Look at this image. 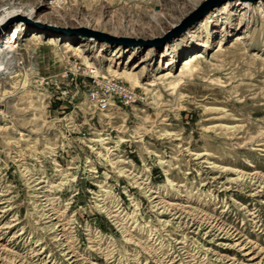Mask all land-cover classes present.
<instances>
[{"label": "rangeland", "instance_id": "rangeland-1", "mask_svg": "<svg viewBox=\"0 0 264 264\" xmlns=\"http://www.w3.org/2000/svg\"><path fill=\"white\" fill-rule=\"evenodd\" d=\"M208 1L0 0V264H264V0Z\"/></svg>", "mask_w": 264, "mask_h": 264}, {"label": "built area", "instance_id": "built-area-1", "mask_svg": "<svg viewBox=\"0 0 264 264\" xmlns=\"http://www.w3.org/2000/svg\"><path fill=\"white\" fill-rule=\"evenodd\" d=\"M92 74L95 75L96 72L92 71ZM95 79V87L90 94V100L100 111H107L115 107L114 104L117 99L127 104L141 99L136 89L129 88L128 85L117 79L108 77Z\"/></svg>", "mask_w": 264, "mask_h": 264}, {"label": "bare ground", "instance_id": "bare-ground-1", "mask_svg": "<svg viewBox=\"0 0 264 264\" xmlns=\"http://www.w3.org/2000/svg\"><path fill=\"white\" fill-rule=\"evenodd\" d=\"M231 3V2H230ZM244 3V5H246V6H250V3L247 1V2H243ZM4 27V26H3ZM17 33V32H16ZM18 34V33H17ZM6 45H7V43H6ZM6 48H9V47H6ZM5 48V49H6ZM5 49L4 48H2V47H0V60L2 59V56H3V54L5 53ZM19 49V47H16V49L15 50H18ZM197 55H200V54H197ZM11 59L12 58H10V59H6V60H4V61H2V62H0V77L1 76H4V75H6L5 73H8L9 71H6L7 69L8 70H10L9 68H10V63H11ZM192 59V58H191ZM198 59H202V56H199V57H197V58H195L194 60H192L191 62H189V63H187V65L185 66V67H183L182 69H181V72L180 73H185V72H188V71H190L191 69H193L194 67H192L193 65H194V63H196V60H198ZM188 61V60H187ZM12 62H14L13 60H12ZM17 62L18 61H16L15 63H13V65L15 64H17ZM21 64V63H20ZM19 64V65H20ZM14 69V68H13ZM12 68H11V70H13ZM13 73H15V72H13ZM11 75V72L9 73V76ZM169 79V78H168ZM210 225H212V224H210ZM13 264H15V262L13 263Z\"/></svg>", "mask_w": 264, "mask_h": 264}, {"label": "water", "instance_id": "water-1", "mask_svg": "<svg viewBox=\"0 0 264 264\" xmlns=\"http://www.w3.org/2000/svg\"><path fill=\"white\" fill-rule=\"evenodd\" d=\"M214 0H210V1H208V3L206 4V5H208V4H210V3H212ZM241 1H243V2H254V1H256V0H241ZM220 4V3H219ZM206 5H204L201 9H200V11H199V13H201L204 9H205V6ZM200 15V14H199ZM20 18V17H19ZM21 19V18H20ZM79 33H83L85 36H87V37H93V38H96V39H101V40H106V41H109V42H111V44H114V43H116V44H120V43H127V41L125 40V39H121V40H119V39H116L115 37H112V36H110V35H108V34H104V33H101V32H98V31H94V30H90V29H86V28H84V29H82V30H80V32ZM130 43H132V42H130Z\"/></svg>", "mask_w": 264, "mask_h": 264}]
</instances>
